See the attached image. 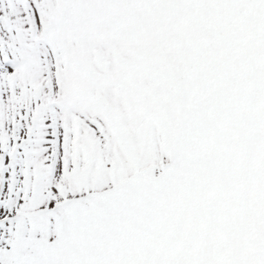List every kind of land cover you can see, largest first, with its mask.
Listing matches in <instances>:
<instances>
[{
    "label": "snow or ice",
    "instance_id": "1",
    "mask_svg": "<svg viewBox=\"0 0 264 264\" xmlns=\"http://www.w3.org/2000/svg\"><path fill=\"white\" fill-rule=\"evenodd\" d=\"M0 264H264V0H0Z\"/></svg>",
    "mask_w": 264,
    "mask_h": 264
}]
</instances>
